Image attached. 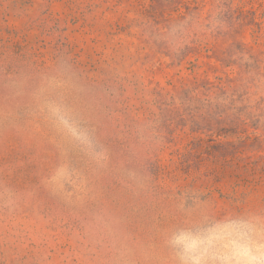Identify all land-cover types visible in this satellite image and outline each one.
<instances>
[{
  "label": "rangeland",
  "instance_id": "1",
  "mask_svg": "<svg viewBox=\"0 0 264 264\" xmlns=\"http://www.w3.org/2000/svg\"><path fill=\"white\" fill-rule=\"evenodd\" d=\"M262 248L264 0H0V264Z\"/></svg>",
  "mask_w": 264,
  "mask_h": 264
},
{
  "label": "clouds",
  "instance_id": "2",
  "mask_svg": "<svg viewBox=\"0 0 264 264\" xmlns=\"http://www.w3.org/2000/svg\"><path fill=\"white\" fill-rule=\"evenodd\" d=\"M176 42L180 43L182 40V37H180L179 35H177L175 37ZM51 180L54 181L51 177ZM60 181V180H59ZM59 181H54L57 184L59 183ZM250 264H264V248H262L256 255L255 257L252 259V261L250 262Z\"/></svg>",
  "mask_w": 264,
  "mask_h": 264
}]
</instances>
